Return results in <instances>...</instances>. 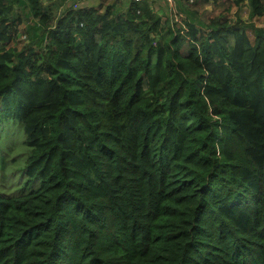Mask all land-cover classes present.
Masks as SVG:
<instances>
[{"label": "trees", "instance_id": "1", "mask_svg": "<svg viewBox=\"0 0 264 264\" xmlns=\"http://www.w3.org/2000/svg\"><path fill=\"white\" fill-rule=\"evenodd\" d=\"M64 1L0 0V120L29 148L0 264H264L263 0Z\"/></svg>", "mask_w": 264, "mask_h": 264}, {"label": "rangeland", "instance_id": "2", "mask_svg": "<svg viewBox=\"0 0 264 264\" xmlns=\"http://www.w3.org/2000/svg\"><path fill=\"white\" fill-rule=\"evenodd\" d=\"M156 1H159V6L157 8L154 7L155 11H158V13L167 12L170 20L173 23H183V21L186 19V16L183 12L184 10H188L190 11V13H193L191 14L192 21H195L197 18L198 20L206 23L209 21V17L212 18V16L217 15L219 12V16H224L229 20L235 17H241L243 19H246V17L248 18L249 6L247 4V0H242L241 4L238 7L234 4L233 0H209L208 4H206L204 7L206 18L203 17L201 12L196 11V9H199V11H201V9L193 4L195 0H187L184 4L180 5H177L175 0H154V6L156 4ZM64 2L65 3L62 4V9L59 10V13H61L64 8H66V1ZM71 4L79 6L81 5V1H75ZM15 10H18L22 16V22L20 25L21 30L24 31V29H26L31 32V29L29 27L33 25L32 22L34 21L32 16L30 15L28 8L19 9L16 6ZM253 22L256 25H260V27L262 28L264 27L262 26L264 25V17L261 19L253 18ZM248 34L249 37L253 40L254 32L252 29L248 30ZM22 38L25 41L28 39L27 37L23 36ZM28 153L29 148L25 143V136L21 124L12 119L4 121L0 120V175L3 176V178H1V180L3 181L2 187L7 194H13L19 191V189L17 188V183L11 182L17 179V176H12V174H19L18 168H20L24 164Z\"/></svg>", "mask_w": 264, "mask_h": 264}, {"label": "crops", "instance_id": "3", "mask_svg": "<svg viewBox=\"0 0 264 264\" xmlns=\"http://www.w3.org/2000/svg\"><path fill=\"white\" fill-rule=\"evenodd\" d=\"M52 0H43V2H45V3H49V2H51ZM79 1H81V5H79V6H85V7H90V6H96V5H98L99 3H103V2H109V3H113V2H116L119 6H120V8H122V9H126L127 7H128V5L130 4V2L132 1V0H79ZM148 1H150V0H148ZM153 1L154 0H151V2H152V5H153V7H155V8H157L158 6H159V1H156V4H155V6H154V3H153ZM165 1V0H164ZM65 3V2H64ZM71 3H73V2H66V6L68 5V4H71ZM249 3V0H247V4ZM263 4H264V0H263ZM249 6V5H248ZM62 8H61V6L59 7V10H61ZM249 11H250V8H249ZM249 11H248V16H249ZM239 18V17H238ZM253 18H260L259 16H254ZM253 18H252V22H253ZM240 19L241 20H243V21H245V22H249V19L246 17V19H243V18H241L240 17ZM253 24H254V26L257 28L258 27V29H262L263 31H264V27L262 28V27H260V25H256L254 22H253ZM264 24V23H263ZM262 26H264V25H262ZM260 27V28H259ZM248 30H249V28H247V33H248ZM254 32V31H253ZM264 33V32H263ZM249 35V34H248ZM251 39V38H250Z\"/></svg>", "mask_w": 264, "mask_h": 264}, {"label": "built area", "instance_id": "4", "mask_svg": "<svg viewBox=\"0 0 264 264\" xmlns=\"http://www.w3.org/2000/svg\"><path fill=\"white\" fill-rule=\"evenodd\" d=\"M65 1L66 2H75V1H79V0H65ZM132 1L140 3V2H144V1H148V0H132Z\"/></svg>", "mask_w": 264, "mask_h": 264}]
</instances>
